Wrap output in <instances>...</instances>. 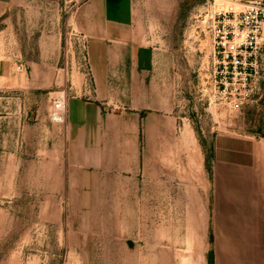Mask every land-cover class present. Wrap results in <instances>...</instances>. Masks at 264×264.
I'll return each mask as SVG.
<instances>
[{"label":"rangeland","instance_id":"374dc122","mask_svg":"<svg viewBox=\"0 0 264 264\" xmlns=\"http://www.w3.org/2000/svg\"><path fill=\"white\" fill-rule=\"evenodd\" d=\"M83 1L22 9L14 37L1 43L23 72L20 88L0 90V264H210L214 140L264 139V31L258 73L240 109H232L223 102L241 87L230 80L226 96L216 92L204 21L215 8L252 0H132L164 75L170 104L160 114L175 118L178 134H190L166 149L178 156L166 168L164 202L156 181L85 173L70 157L67 104L57 120L53 105L83 96L79 87L90 84L82 78L84 46L71 26V11ZM191 172L193 206L181 204L188 183L178 178Z\"/></svg>","mask_w":264,"mask_h":264},{"label":"crops","instance_id":"0c3cea01","mask_svg":"<svg viewBox=\"0 0 264 264\" xmlns=\"http://www.w3.org/2000/svg\"><path fill=\"white\" fill-rule=\"evenodd\" d=\"M57 1L0 0V90L22 85L23 65L1 45L14 37L17 16ZM71 26L84 46L82 78L89 76L90 84L84 80L83 96L67 103L70 157L85 173L107 170L115 181L124 175L156 181L164 202L166 168L174 167L178 156L166 149L190 140V134H178L175 118L160 114L170 104L160 80L164 75L133 1L84 0L71 11ZM212 153L214 263L264 264V139L221 135ZM178 178L188 183L181 204L195 205V172Z\"/></svg>","mask_w":264,"mask_h":264},{"label":"built area","instance_id":"2783aa9c","mask_svg":"<svg viewBox=\"0 0 264 264\" xmlns=\"http://www.w3.org/2000/svg\"><path fill=\"white\" fill-rule=\"evenodd\" d=\"M239 7L215 8L207 14V25L213 41L217 93L226 96L230 80L239 83L233 97L223 105L240 109L258 73L263 51L264 1L252 0ZM66 97L54 101V117L66 109Z\"/></svg>","mask_w":264,"mask_h":264},{"label":"trees","instance_id":"16d2710c","mask_svg":"<svg viewBox=\"0 0 264 264\" xmlns=\"http://www.w3.org/2000/svg\"><path fill=\"white\" fill-rule=\"evenodd\" d=\"M210 264H215L214 263V253L212 252L211 257H210Z\"/></svg>","mask_w":264,"mask_h":264}]
</instances>
